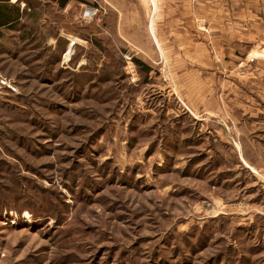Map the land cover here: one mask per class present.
<instances>
[{
	"label": "rangeland",
	"instance_id": "obj_1",
	"mask_svg": "<svg viewBox=\"0 0 264 264\" xmlns=\"http://www.w3.org/2000/svg\"><path fill=\"white\" fill-rule=\"evenodd\" d=\"M214 1H1L0 264H264V2Z\"/></svg>",
	"mask_w": 264,
	"mask_h": 264
},
{
	"label": "crops",
	"instance_id": "obj_2",
	"mask_svg": "<svg viewBox=\"0 0 264 264\" xmlns=\"http://www.w3.org/2000/svg\"><path fill=\"white\" fill-rule=\"evenodd\" d=\"M262 1V0H261ZM264 2V0L262 1ZM142 3V4H141ZM144 3L146 5V15L145 17L149 16L150 20H156L155 15L156 11L159 10L160 6L167 9V16L170 15V10L178 9L179 4L182 5V10L184 14H188L190 17L189 20H204V9L209 11L207 13L210 17L207 20H237L238 17H231L228 11L229 3L223 1H207L203 4V0H189V1H182V0H139L138 4L139 7H143ZM143 5V6H142ZM264 8V7H263ZM180 10V9H179ZM264 10V9H263ZM145 13V12H143ZM182 13V14H183ZM260 14V13H259ZM131 15H134V12H118L117 20H130ZM137 15L139 16L138 12ZM144 15V14H143ZM142 17L144 18V16ZM172 15V13H171ZM170 20V19H169ZM172 20V19H171ZM243 20H264V14L257 15L252 17L250 15L248 18H244Z\"/></svg>",
	"mask_w": 264,
	"mask_h": 264
},
{
	"label": "trees",
	"instance_id": "obj_3",
	"mask_svg": "<svg viewBox=\"0 0 264 264\" xmlns=\"http://www.w3.org/2000/svg\"><path fill=\"white\" fill-rule=\"evenodd\" d=\"M1 1H4V0H0V3ZM9 1V0H7ZM20 20L16 19V20H0V29H4V28H7V27H13L14 23H18ZM135 63L140 66V62L137 61V60H134Z\"/></svg>",
	"mask_w": 264,
	"mask_h": 264
},
{
	"label": "built area",
	"instance_id": "obj_4",
	"mask_svg": "<svg viewBox=\"0 0 264 264\" xmlns=\"http://www.w3.org/2000/svg\"><path fill=\"white\" fill-rule=\"evenodd\" d=\"M251 61L253 62L254 60L251 59ZM2 84H3L4 86H9L6 82H2Z\"/></svg>",
	"mask_w": 264,
	"mask_h": 264
}]
</instances>
